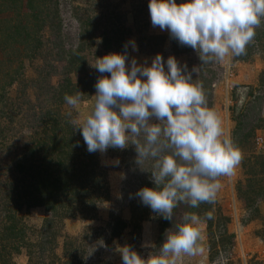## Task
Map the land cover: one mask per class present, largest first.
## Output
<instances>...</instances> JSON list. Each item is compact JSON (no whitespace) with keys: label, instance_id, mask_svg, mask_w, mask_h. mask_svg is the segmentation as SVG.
I'll use <instances>...</instances> for the list:
<instances>
[{"label":"rangeland","instance_id":"1","mask_svg":"<svg viewBox=\"0 0 264 264\" xmlns=\"http://www.w3.org/2000/svg\"><path fill=\"white\" fill-rule=\"evenodd\" d=\"M27 1L18 0L13 6L19 5L18 11L23 12L20 14L23 21L27 19L33 22L28 15ZM33 1L34 5L40 6L47 2ZM180 2L182 0H177V3ZM9 3L10 0H0V221L5 223V216L14 212L25 231L23 240L19 239L18 242L19 252L12 253V256L9 253L11 245L0 243V264H7L3 261H10V257L15 264H28L24 243L34 246L33 243L40 241V238L44 241L50 239L49 243L55 244L54 255L48 264H69L70 256L66 253H71L66 248L71 238H78L71 248L81 245L85 252L81 254L82 259L73 258L70 264H122L117 251L119 247L128 245L139 255L146 256L152 249L156 250L163 240V236L159 237L160 217L152 212L139 228L129 224L114 234L110 227L116 225V218L130 221L129 204L133 200L141 204L134 194L142 187V180L150 177V173L141 171L134 163V146L130 145L124 150L109 148L105 153H89L79 130L73 131L70 123V120L79 118L88 110L97 78L110 75L98 73L91 64L105 54L125 51L103 49L97 36L101 32L99 27H94L86 37H80L78 33L81 29L74 18V9L79 12L90 7V4L94 8L88 13L97 25L116 29L120 38H126V43L130 39L135 41L137 55L132 56L138 62L147 60L150 63L151 58L160 53L165 59L172 55L179 63H186L189 70L198 66L197 74H193L194 81L202 83L208 107L217 112L225 132L241 153V161L233 174L219 178L221 188L215 202L211 208L203 210L202 219L206 212H212L213 216L211 231H208L205 221L200 225L205 251L193 257L184 256L177 264H217L218 260H221V264H264V190L258 193L256 199L258 214L245 205L237 193L238 188L242 191L250 189L249 179L255 177L249 172L254 164L253 156L264 155V146L260 148L255 144L256 135L264 137V22L255 29L256 36L247 46L245 55L229 58L225 62L199 65L193 49L179 45L166 30L151 26L148 0H58L60 31L51 28L49 34L46 23L41 29L39 24L27 25L33 26L31 30L39 37V45L35 48L33 44L27 46L26 43L4 41V35L1 36L4 33L1 27L6 20L16 23L17 17H20L14 8L3 10L4 5ZM106 20L107 25L102 22ZM129 49L130 46L127 51ZM74 52H78L82 60L75 63V67L69 66L68 70L67 61ZM66 76L73 85L68 95H74L77 91L83 94L77 109L70 108L61 97L62 92H59L61 81ZM68 112H72L71 117L67 115ZM51 117L60 121L61 130L67 129L62 135L66 152H58L52 161H62L67 169L73 167L77 171L79 169L73 163L83 161L90 169L101 174L104 182L102 190L106 189L107 194L103 192L106 198L98 204L94 217L75 215L62 219L58 216L50 229L45 231L48 227H44L43 221L49 213L43 206H27L22 203L23 198L12 206L7 203L14 200V194L8 198L11 185L21 176L26 177L25 182L30 178L15 173L17 163H27L21 157L25 149L42 145L43 150L36 153L40 155L46 152L44 139L50 132L47 121ZM70 137L75 138L76 142ZM117 159L119 164L115 165ZM260 177L264 184V175ZM57 208V211L64 213L62 207ZM187 209L185 204L174 209V221H179ZM223 221L227 222L225 233L220 229ZM171 227L170 221L165 230ZM101 240L105 247L99 246ZM145 245H151L152 249ZM94 246L96 250L85 258Z\"/></svg>","mask_w":264,"mask_h":264},{"label":"clouds","instance_id":"2","mask_svg":"<svg viewBox=\"0 0 264 264\" xmlns=\"http://www.w3.org/2000/svg\"><path fill=\"white\" fill-rule=\"evenodd\" d=\"M148 11L151 26L193 49L199 65L245 55L255 29L264 22V0H148ZM129 46L137 51L130 39L124 52L105 54L91 64L98 73L110 75L97 78L88 110L70 123L89 153L134 146V163L150 173L153 185L134 196L172 223L156 250L145 245L152 249L146 256L128 245L119 247L122 264H177L184 256L203 254L200 225L213 216L206 212L202 219L185 212L174 221V209L180 204L192 209L213 204L221 188L219 178L233 174L241 153L217 112L208 107L202 83L194 81L198 66L189 70L186 63L160 53L150 63L138 62L128 55ZM63 99L77 109L83 94L77 91ZM99 246L105 247L102 240ZM95 250L92 247L85 258Z\"/></svg>","mask_w":264,"mask_h":264},{"label":"trees","instance_id":"3","mask_svg":"<svg viewBox=\"0 0 264 264\" xmlns=\"http://www.w3.org/2000/svg\"><path fill=\"white\" fill-rule=\"evenodd\" d=\"M10 1L11 3L4 5L3 10L14 8L17 10V15L23 14V12L18 11L19 5L13 6V3L15 2L16 4L18 0ZM57 6L58 0H47L43 6H40L39 4L34 5L33 0H28V15L34 21L29 22L27 19L23 21L24 18H22L21 15L20 17H17L16 23L8 22V19L4 22V26L2 25L1 27L3 29L2 31H4L1 36L4 35V41L10 40L14 44L26 43L27 46L33 44V48L37 47L39 45V37L35 36L36 34L34 30H31V28L33 26H37L36 24H39V29H41V27H45L46 23V27H49L47 30L49 31L50 29L49 34L51 33V28L56 31H60L61 20ZM93 8L94 5L90 4V7L87 6L79 12L74 9V18L81 29L78 33L80 37H86L85 35H87V33L91 34L94 27H99L101 28V32L98 33L97 36L101 40V47L103 49H114L116 51L125 50L124 45L127 41L126 38L123 36L120 38L117 35V30L114 28L108 29V26H100V24L97 25L95 23L96 20L90 15V13H88V11L93 10ZM102 22L106 23L107 20ZM30 23H32V27L27 26L30 25ZM158 37L160 38L161 36L158 35ZM80 60H82V58L78 52L71 54L69 60L67 61L68 70L70 68L69 66L75 67L74 64L80 62ZM72 87L73 85L71 86L70 78L68 76L63 78L60 84L61 90L59 91L62 92L61 97H64L65 94H70L73 90ZM51 118L52 119L48 118L47 121L50 126V132L44 139L46 152L40 155L36 153L43 150L42 145L37 147H27L25 149L26 151L23 155H21V157L24 158L27 163H17L15 165V173H22L25 176H30V178H28V181L25 182L26 177L21 176V179H18L16 183L11 185L9 189L11 193H9L8 198L14 194V200H9L7 203L8 206H12L19 202L20 198H23L24 201L22 200V203H25L27 206H43L49 213L43 221L44 227H48L45 228V231L50 229L53 221L56 220V217L58 216L62 219L70 218L75 215H81L84 218L94 217L97 212L98 204L106 198L104 195L107 192L106 189L102 190L104 182L101 180V174H98L96 171H93V169H90L86 163H83V161H81V163H73L78 167V171L74 170L72 166L71 169H67L66 163H63L62 161H52L53 156L58 155V152L61 154L66 152L63 149L65 145L62 135L65 134V130L67 129L61 130L60 121L53 117ZM70 139L76 142L75 138L70 137ZM66 145L68 146V142ZM253 157L254 164L250 166L249 172H252L255 177L253 179L250 177L249 179L250 189L242 191L238 188L237 193L245 205L249 206L250 209L253 208L252 211L258 214L259 210L256 206V199L258 197V193L260 194V192L264 190V184L262 183L263 180L260 177L264 175V155H254ZM142 181V187H150V184L152 185L149 177ZM104 191L105 193L103 194ZM58 206L62 207L64 213L57 211ZM209 208H211V204L201 203L199 207L195 209L188 207L187 212H195L202 218V213L204 212L203 210H207ZM129 210L130 221L116 218V225H114V227H112V225L110 226L113 228L112 230L114 234H117L118 231L123 230L129 224H131L133 228H139L140 223L150 217L149 212H151V210L146 206L136 204L134 200L130 202ZM5 218V223H1L0 221V243L3 244L5 242L11 245L10 248L12 250L9 251V253H11L12 256V253L19 252L18 242H20L19 239L23 240L25 228L18 223L14 212H12L11 215H6ZM204 221L206 222L208 231H211V227L213 226L212 220L210 219ZM169 222L170 221L161 217L160 220H158L160 238H162L166 225ZM223 222L224 223H222L220 229L223 233H225L227 231V222ZM77 239L78 238H71L68 243L69 245L66 248V250L71 253V255L66 253V255L70 256L68 259L70 260L69 264L72 262L71 260L73 258L82 259L81 254L85 252V248H82L81 245H76L77 247L74 246L75 249L71 248L72 245L76 243ZM49 240L50 239L44 241L40 238V241L33 243L35 244L34 246L27 245L30 243H24V247H26L27 250L28 264H48L50 262L51 257L54 255L53 247L55 244L49 243ZM36 250H38V252H35ZM3 263L15 264L11 257L10 261H3Z\"/></svg>","mask_w":264,"mask_h":264},{"label":"built area","instance_id":"4","mask_svg":"<svg viewBox=\"0 0 264 264\" xmlns=\"http://www.w3.org/2000/svg\"><path fill=\"white\" fill-rule=\"evenodd\" d=\"M255 144L257 145V147H260V148L263 147L264 146V137L261 135H256L255 136Z\"/></svg>","mask_w":264,"mask_h":264},{"label":"crops","instance_id":"5","mask_svg":"<svg viewBox=\"0 0 264 264\" xmlns=\"http://www.w3.org/2000/svg\"><path fill=\"white\" fill-rule=\"evenodd\" d=\"M127 52H128V55H129L130 57H133L132 55H134V56L137 55V54H136L137 51H135L136 53L133 52L132 49H131V46H130V49H129ZM126 63H127V62H126ZM221 81H222V80H221ZM218 84H219V83H218ZM216 86H217V85H216ZM262 131H263V130H262Z\"/></svg>","mask_w":264,"mask_h":264}]
</instances>
